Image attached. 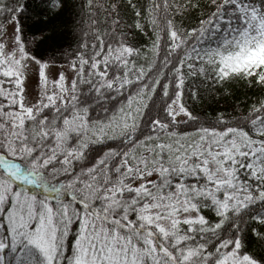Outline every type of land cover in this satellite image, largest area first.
Listing matches in <instances>:
<instances>
[{"label": "snow or ice", "instance_id": "6c2138e0", "mask_svg": "<svg viewBox=\"0 0 264 264\" xmlns=\"http://www.w3.org/2000/svg\"><path fill=\"white\" fill-rule=\"evenodd\" d=\"M0 264H264V0H0Z\"/></svg>", "mask_w": 264, "mask_h": 264}, {"label": "trees", "instance_id": "16d2710c", "mask_svg": "<svg viewBox=\"0 0 264 264\" xmlns=\"http://www.w3.org/2000/svg\"><path fill=\"white\" fill-rule=\"evenodd\" d=\"M141 42H145V41L142 40Z\"/></svg>", "mask_w": 264, "mask_h": 264}]
</instances>
